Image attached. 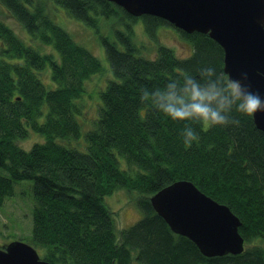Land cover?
<instances>
[{"label": "trees", "instance_id": "1", "mask_svg": "<svg viewBox=\"0 0 264 264\" xmlns=\"http://www.w3.org/2000/svg\"><path fill=\"white\" fill-rule=\"evenodd\" d=\"M50 1L94 28L112 77L86 129V82L102 73V60L43 1L0 0L33 40L0 17V207L19 185L30 186V244L51 264H264V131L253 114L233 110L238 125L194 124L199 139L185 147L188 122L140 100L142 88L163 89L185 74L200 79L202 68L228 77L223 47L208 33L177 27L192 52L179 56L158 43L150 56L151 47L135 41L134 22L142 18L157 41L158 26L173 25L166 18L133 16L110 0ZM31 132L42 139L24 149ZM181 178L240 217L243 252L206 256L156 212L150 197ZM124 189L143 214L128 227L104 198Z\"/></svg>", "mask_w": 264, "mask_h": 264}, {"label": "water", "instance_id": "2", "mask_svg": "<svg viewBox=\"0 0 264 264\" xmlns=\"http://www.w3.org/2000/svg\"><path fill=\"white\" fill-rule=\"evenodd\" d=\"M133 16L153 14L187 32L208 33L224 50V71L264 98V0H110ZM264 131V111L253 114ZM171 229L190 238L206 256L244 251L240 217L190 179H177L150 197ZM0 264H51L30 242L0 245Z\"/></svg>", "mask_w": 264, "mask_h": 264}, {"label": "rangeland", "instance_id": "3", "mask_svg": "<svg viewBox=\"0 0 264 264\" xmlns=\"http://www.w3.org/2000/svg\"><path fill=\"white\" fill-rule=\"evenodd\" d=\"M48 4V7L53 12V14L61 21L73 37L79 41L83 42L88 48L94 51V53L102 60L103 68L101 74L93 76L92 79L88 80L86 83L87 92L85 93V119L83 120L86 129L92 127L95 117L99 111V98L98 91H100L103 86H105L107 79L112 77L110 70V65L107 61L105 54V49L103 44L100 42V37L98 33L94 31L93 27L85 25L84 23L78 21L75 18H70L69 15L63 11L53 6L50 0H41ZM0 17L7 22L23 39L27 42H31L28 34L22 28V25L8 13V11L0 5ZM145 21L139 18L137 22H134L135 28V41L138 44H144L145 47H151L148 50L150 56H154L156 53V47L158 43L172 47L177 52L179 56H187L192 52V44L189 40L181 36L178 31L177 26L171 24H166L158 26L156 30V35L159 37L157 41H154L153 36L149 37L143 28ZM104 33H111L109 26L103 27ZM45 50H48L46 46ZM44 78L48 80V74H43ZM37 133L31 132L28 138L20 141V145L26 148H30L35 141H40L42 138ZM20 181L18 183L26 182ZM32 183V181H27ZM16 183V184H18ZM19 185V184H18ZM16 186V185H15ZM30 186L26 184H21L15 189V193L5 200L4 204L0 207V244L13 239L21 238L24 241H31V219L30 212L32 207V196ZM116 192V191H115ZM135 194V193H134ZM105 202L108 206L117 213L118 223L120 227H128L134 224L143 214L135 203V199L132 194L127 192V190H119L113 195L109 194L105 197ZM39 249V248H38ZM40 252L39 249V254ZM42 255V254H41Z\"/></svg>", "mask_w": 264, "mask_h": 264}, {"label": "clouds", "instance_id": "4", "mask_svg": "<svg viewBox=\"0 0 264 264\" xmlns=\"http://www.w3.org/2000/svg\"><path fill=\"white\" fill-rule=\"evenodd\" d=\"M200 79L191 75H182L149 92L141 89L140 100L150 103L154 110L164 113L174 121H186L181 133L185 147H190L199 136L194 124L203 126H227L239 124L232 116L233 110L241 114L252 115L264 111V98L253 92L247 73L242 79H229L213 67L199 69Z\"/></svg>", "mask_w": 264, "mask_h": 264}]
</instances>
